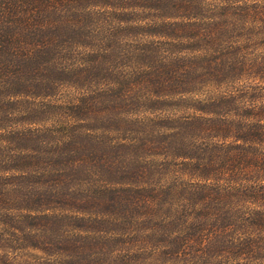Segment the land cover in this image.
Returning a JSON list of instances; mask_svg holds the SVG:
<instances>
[{"label":"trees","instance_id":"obj_1","mask_svg":"<svg viewBox=\"0 0 264 264\" xmlns=\"http://www.w3.org/2000/svg\"><path fill=\"white\" fill-rule=\"evenodd\" d=\"M0 264H264V0H0Z\"/></svg>","mask_w":264,"mask_h":264},{"label":"rangeland","instance_id":"obj_2","mask_svg":"<svg viewBox=\"0 0 264 264\" xmlns=\"http://www.w3.org/2000/svg\"><path fill=\"white\" fill-rule=\"evenodd\" d=\"M35 254H33V256H34Z\"/></svg>","mask_w":264,"mask_h":264}]
</instances>
